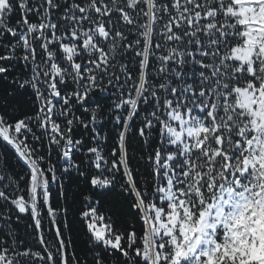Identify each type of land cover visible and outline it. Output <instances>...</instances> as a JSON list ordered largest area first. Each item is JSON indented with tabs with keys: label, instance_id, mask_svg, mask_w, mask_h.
<instances>
[{
	"label": "snow or ice",
	"instance_id": "obj_1",
	"mask_svg": "<svg viewBox=\"0 0 264 264\" xmlns=\"http://www.w3.org/2000/svg\"><path fill=\"white\" fill-rule=\"evenodd\" d=\"M0 264H264V0H0Z\"/></svg>",
	"mask_w": 264,
	"mask_h": 264
}]
</instances>
